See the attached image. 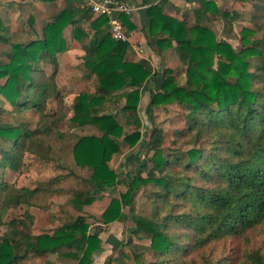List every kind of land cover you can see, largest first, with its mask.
<instances>
[{"label": "trees", "instance_id": "trees-1", "mask_svg": "<svg viewBox=\"0 0 264 264\" xmlns=\"http://www.w3.org/2000/svg\"><path fill=\"white\" fill-rule=\"evenodd\" d=\"M86 1L64 0L66 7L44 26L41 38L13 44L7 60L0 59V167L11 162L4 146L15 152L12 162L17 164L18 153L34 149L37 133L58 130L64 122V114L49 115L46 110L52 98L66 107L56 77L58 56L68 50L64 32L70 30L84 53L78 68L84 67L86 79L96 80V88L74 97L69 125L93 126L100 132L80 136L73 145L76 165L89 173V190H73L67 201L70 209L82 212L127 177L128 190L113 197L101 218L105 224L127 223L141 188L155 186L148 194L154 204L153 216H137L132 232L137 239L150 241L155 259L146 263L136 253L139 264H183L178 256L188 248H201L213 240L244 239L258 228L264 232V37L244 29L239 49L224 40L206 43V37L213 38L208 27L211 15L228 27L239 16L222 12L213 0H186L197 5L194 21L187 16L180 20L167 13V9L178 10L169 0H142L147 6L140 16L142 31L149 48L161 59L162 69L157 70L148 60H132L131 44L114 39L110 18L95 16L90 7H82ZM259 15L264 17L260 8ZM117 17L130 31L138 27L126 14ZM29 22L33 23L31 17ZM6 33L0 19V43L9 42ZM171 49L181 79L166 68ZM42 62L53 64V75L46 74ZM155 78L160 84L157 91L148 86ZM142 102L151 123L157 109L177 106L185 113V126L173 133L171 147L162 146V133L161 146L151 148V157L142 165L146 177L119 173L110 166L113 154L124 147L134 149L141 140ZM108 105L114 106L113 112L105 111ZM28 111L40 116L34 129L28 120L12 119ZM7 115L10 120L5 119ZM125 125H134L135 130L125 132ZM40 191L19 190L0 182V228H6L0 232V264H26L32 256L55 255L61 262L94 264L103 242L100 230L91 229L84 214L69 211L72 215L61 226L39 234L32 231L35 214L30 211L6 220L8 210L29 204ZM126 257L109 256L105 264H128ZM215 264H264V252L233 248L228 258Z\"/></svg>", "mask_w": 264, "mask_h": 264}, {"label": "rangeland", "instance_id": "rangeland-1", "mask_svg": "<svg viewBox=\"0 0 264 264\" xmlns=\"http://www.w3.org/2000/svg\"><path fill=\"white\" fill-rule=\"evenodd\" d=\"M138 3L136 0H134ZM161 0H155L158 2ZM170 4L178 8V10H169L167 13L184 20L185 16L189 21H194V9L197 7L195 3H188L186 0H169ZM222 12L236 13L239 18L233 21L231 27L225 25L221 19H215L210 16L208 27L213 32V38L206 37V43L224 40L232 44L235 48H240L242 31L249 29L257 32V36L264 37V17L257 16L258 8L264 14V0L237 2L236 0H213ZM86 6L85 2L81 5ZM66 7L64 0H0V19L3 20L7 27V44L0 43V59L7 60V54L11 52L12 45L20 42H29L31 40L42 37V30L46 24L52 21L53 17ZM137 15V14H136ZM134 15L132 21L138 26L135 30L126 32L132 46V60L139 61L141 59L148 60L157 70L162 69L161 59L154 57L147 45V38L143 25H140L139 18ZM33 19V23L29 22V18ZM86 32L90 33V29L84 25ZM68 50L58 56L59 69L57 71L56 83L57 88L63 95L64 106L60 107L59 102L52 98L48 101L46 112L51 115L55 112L62 113L65 116L64 122L60 123L59 129L50 133H37L34 149L25 150L24 153H18L17 164L12 162L15 152L6 151L7 158L11 160L7 165L0 167V182H5L11 187L19 190H34L41 188L42 191L34 193L29 199V204H23L8 210L6 220L13 216L24 215L27 211L35 214V223L32 231L35 234L50 232L62 225V223L70 215L84 214L90 228H98L100 230V238L103 246L108 250L107 257L102 261L101 257L94 264H105L109 256H118L126 254L125 261L128 264L137 263L135 254L141 255L142 259L148 263L153 262L155 257L153 252L149 250L151 243L149 240H139L132 233L137 216L152 217L154 212L153 200L148 197L156 189L155 186H147L141 188L135 199L134 215L130 217L127 223L114 222L105 224L101 221L103 212L110 205L113 197L120 196L126 192L130 184L127 177L122 179L115 189H109L102 194V197L89 206H85L82 212H78L73 208L70 209L67 201L71 197L73 190L87 191L89 190L87 178L88 171L78 167L73 157V145L80 136L100 135L97 128L86 126L83 128H70V118L73 116V100L77 93L87 92L93 93L96 88L95 79L85 78L84 67L78 68V64L82 62L83 51L79 43L71 36L70 30L64 32ZM256 36V37H257ZM149 48V49H148ZM169 59L166 68L173 71V76L181 79V71L179 62L176 61L174 49L168 52ZM48 76L53 75L54 66L50 62L41 63ZM158 65V67L156 66ZM253 69H255L253 67ZM152 80L149 82V84ZM148 84V86H149ZM145 97V96H144ZM143 97V98H144ZM123 104V102H121ZM10 108V107H9ZM105 111L113 112L114 106H105ZM141 129V140L134 147L122 148V151L113 154L110 166L119 173L139 174L143 177L147 176V170L142 167L151 157L152 147L161 146L158 142L160 135L164 133L165 139L162 141L164 148L171 147L172 135L185 126L184 109L177 106H169L167 109H157L153 113V123L149 119V115L145 112L144 102L139 107ZM40 116L35 111H28L21 117L12 115L13 121L28 120L34 129L39 121ZM10 120V115L5 116ZM125 132H133L134 125H125ZM155 128L156 135L152 138ZM38 140V141H37ZM29 143V142H28ZM27 143V144H28ZM190 148L186 146L185 149ZM1 156V153H0ZM1 159V157H0ZM128 211L129 208H126ZM69 211L72 213L70 214ZM6 228L1 227L0 232ZM182 233V232H180ZM123 243L120 249L114 248ZM131 243L132 245H129ZM138 246V247H135ZM235 248L241 251L260 250L264 252V232L258 228L249 233L244 239L230 240H213L204 244L201 248H188L187 251L178 256L183 264H215L217 261H224L228 258L231 250ZM104 251V250H103ZM26 264H76L71 260L61 262L57 256L46 258L30 257ZM116 264V263H113Z\"/></svg>", "mask_w": 264, "mask_h": 264}, {"label": "built area", "instance_id": "built-area-1", "mask_svg": "<svg viewBox=\"0 0 264 264\" xmlns=\"http://www.w3.org/2000/svg\"><path fill=\"white\" fill-rule=\"evenodd\" d=\"M87 7L91 8L95 16L107 15L110 18V33L114 39L122 41H130L126 32V27L117 14H126L131 18L145 8L135 2H125L120 0H87Z\"/></svg>", "mask_w": 264, "mask_h": 264}, {"label": "crops", "instance_id": "crops-1", "mask_svg": "<svg viewBox=\"0 0 264 264\" xmlns=\"http://www.w3.org/2000/svg\"><path fill=\"white\" fill-rule=\"evenodd\" d=\"M140 5H142V6H145V7H147L146 5H143L142 4V0H136ZM144 10V9H143ZM143 10H141L139 13H137V18H139V21H140V25H141V17L140 16H142V12H143ZM149 49V48H148ZM150 51H151V53L154 55V57H157L158 59H159V57L156 55V54H154L153 53V51L151 50V49H149ZM157 67H158V65H156ZM159 86H160V84H159V79L158 78H155V79H153L152 80V82L149 84V88L151 89V90H154V91H157V89H159ZM103 250L104 251H102L101 253H98V254H95L94 255V262H98L97 260H98V258L99 257H101L102 259V261H104V259H105V257H107V255H109L108 253V250H107V248H106V251H105V247L103 246ZM101 260H100V264H101ZM96 264V263H95Z\"/></svg>", "mask_w": 264, "mask_h": 264}]
</instances>
